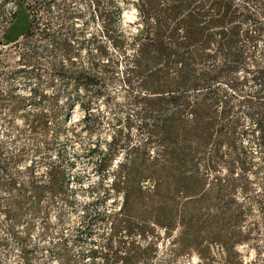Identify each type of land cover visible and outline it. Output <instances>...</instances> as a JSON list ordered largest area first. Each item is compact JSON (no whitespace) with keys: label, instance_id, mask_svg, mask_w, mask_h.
<instances>
[{"label":"trees","instance_id":"obj_1","mask_svg":"<svg viewBox=\"0 0 264 264\" xmlns=\"http://www.w3.org/2000/svg\"><path fill=\"white\" fill-rule=\"evenodd\" d=\"M2 1L1 5L7 2ZM53 1L16 0L17 11L4 28V44L17 45L22 36L32 38L21 54L27 68L39 62V44L46 42L51 58L47 85L57 77L71 84L89 118L100 106L86 104L81 93L92 89L98 97L105 93L102 87L107 80L120 74L110 75L106 69L98 74L93 58L90 66H77L85 46L76 45L73 31L52 33L44 14ZM110 2L116 8L112 12L97 7V14L106 17V36L111 37V21L117 23V37L111 42L116 58L104 46V66L119 69L124 82L138 88L137 114L145 135L120 153L112 182L115 191L122 193L123 203L119 212L109 215L111 232L101 246L90 249L91 260L101 257L99 264L150 262L148 255H155L163 230L180 245L181 254L197 256V264H234V247L247 239L242 229L250 209L248 199L257 191L253 182L264 160V60L251 48L262 38L264 9L251 7L250 0H137L140 24L137 33L128 36L121 24V6L116 0ZM22 14L28 25L16 32ZM57 51L64 62L56 59ZM249 79L256 88L247 87ZM31 92L30 97L11 95V110L22 112L18 118L9 117V122L19 132L30 128L35 135L42 130L50 144L53 138L69 141L71 134L60 136L54 115L29 107L50 98V91L38 94L33 87ZM243 107L247 109L244 114ZM63 125L72 126L68 112ZM250 132L263 149L260 156L244 139ZM72 134H77L74 128ZM5 135L0 134V200L7 201L2 211L19 245L18 256L26 263L46 256V264H75L66 239H48L49 227L37 232L35 218H24L27 211L33 217L42 213L46 193L56 196L73 191L68 163L59 158L44 174L37 173L33 162L26 164V148L11 151ZM117 141L118 132L107 143L101 170L113 166L116 158L107 162L106 155L115 150ZM43 213L48 218V212ZM86 218L94 221L89 214ZM215 244L222 249L219 254L213 251ZM237 264L249 263L240 257Z\"/></svg>","mask_w":264,"mask_h":264},{"label":"rangeland","instance_id":"obj_2","mask_svg":"<svg viewBox=\"0 0 264 264\" xmlns=\"http://www.w3.org/2000/svg\"><path fill=\"white\" fill-rule=\"evenodd\" d=\"M2 2L0 0V42L5 43L4 28L10 25L13 14L17 11V3L16 0H7L4 5H1ZM135 2L137 0H116L122 9V28L128 36L136 34L140 24ZM249 4L257 10L264 9V0H250ZM97 7L103 12H112L116 9L115 4L110 0H55L51 3V10L44 14L52 33L73 31L78 38L76 45L79 46L78 42H81L85 46L82 47V53L77 58L79 68L90 66L93 58L98 64V74L105 69L110 75L120 74L107 80L105 86L102 87L105 93L98 97L91 91L92 89L81 93L86 104L97 102L100 106V109L95 110L89 118H86L85 111L76 101L77 91L71 84L57 77L55 83L47 85L51 82L49 81L51 58L45 50L48 46L46 42L39 44V62L35 67L31 65L27 68L25 62L21 61V54L32 38L27 39L22 36L17 45L0 43V134L7 133L5 138L11 151L26 148V164L33 162L37 173L44 174L54 160L63 158L65 164L68 163L70 187L73 189V191L66 190L56 196L46 193L41 201L42 213L33 217L27 211L24 218L26 220L35 218L37 232L43 231L45 226L49 227L51 234L48 239L57 242L66 239L75 264L101 263V257L92 261L89 252L93 246H101L109 236L112 228L109 215L119 212L123 203L122 193L115 191L112 182L117 172V162L123 155L120 153L125 147L131 148L137 144L145 135L140 131L142 118L137 114L138 88L136 85L126 84L123 80V73L119 69L104 66L106 57L104 46L108 45V50L111 51L108 55L112 59L116 58L111 42L117 37L114 31L117 23L111 21V37L106 36L104 26L106 17L97 14ZM27 25L26 16L22 14L17 19L14 29L17 32L26 28ZM72 25L77 26L78 30ZM251 48H254L260 60H264V31L259 42ZM56 59L59 62L65 61L60 51H57ZM23 68H26L24 69L26 71H22ZM39 76H42V79ZM252 82L249 79L247 87L254 89L256 85ZM33 87L37 89L38 94L45 89L49 90L50 98L40 105L29 104V107L36 110H47L54 115V121L57 120L61 127L60 136L64 137L66 133L71 134L69 141L60 142L53 138V143L50 144L47 143L46 135L42 130L35 135L30 128L19 132L15 124L9 122V117L18 118V114L22 112V110H11V95L21 94L30 97ZM54 96L58 97V100H53ZM68 98H70L69 101ZM71 100H75L74 103L71 104ZM246 110L243 107L242 113L244 114ZM67 112L71 116L72 126L70 127L63 125ZM51 122L49 124L53 130ZM247 125L251 128V121H248ZM73 128L77 132L75 135L72 134ZM116 132H118V141L113 145L115 150L106 155L108 157L106 161L116 159L111 168L101 170L100 160L105 153H108L107 143L112 141ZM244 139L250 142L252 152L256 156L262 154L263 149L252 132ZM114 154L119 156H113ZM71 162L74 164L71 165ZM260 163L262 168L253 182L257 191L252 192L248 199L250 209L248 208L245 213L243 223L242 231L247 234V239L244 243L234 247V264L238 263L240 257H243L249 264H264V160ZM25 178L23 176V179ZM6 202L5 199L0 200V264H46L44 261L46 256L33 259L28 263L18 256L19 245L12 239L8 231L10 222L2 211ZM258 204L259 206H256ZM43 212H48V218ZM87 214L93 216L94 221H88ZM159 234L160 239L157 247L154 248L156 252L153 253L155 255L153 257L148 255L151 261L139 264H197L199 262L197 256L190 257L181 254L180 245L165 236L163 230ZM221 250L219 245L213 246L214 253L219 254Z\"/></svg>","mask_w":264,"mask_h":264},{"label":"water","instance_id":"obj_3","mask_svg":"<svg viewBox=\"0 0 264 264\" xmlns=\"http://www.w3.org/2000/svg\"><path fill=\"white\" fill-rule=\"evenodd\" d=\"M0 43H1V44H4V42H2V41H1Z\"/></svg>","mask_w":264,"mask_h":264}]
</instances>
